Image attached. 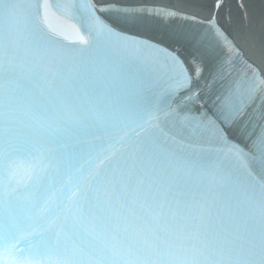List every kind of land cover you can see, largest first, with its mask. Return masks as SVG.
I'll list each match as a JSON object with an SVG mask.
<instances>
[{
  "label": "snow or ice",
  "instance_id": "6c2138e0",
  "mask_svg": "<svg viewBox=\"0 0 264 264\" xmlns=\"http://www.w3.org/2000/svg\"><path fill=\"white\" fill-rule=\"evenodd\" d=\"M53 7L76 22L82 44L65 46L47 25ZM157 7L0 0V264H264V103L253 110L251 85L215 88L222 71L213 87L193 89L176 61L191 105L183 119L239 167L174 149L134 71L156 43L136 29ZM171 39L193 50L200 74L224 37L209 21ZM128 125L143 136L120 132Z\"/></svg>",
  "mask_w": 264,
  "mask_h": 264
}]
</instances>
